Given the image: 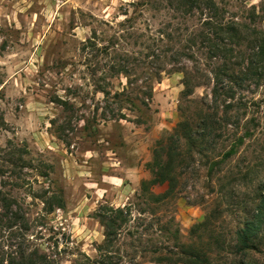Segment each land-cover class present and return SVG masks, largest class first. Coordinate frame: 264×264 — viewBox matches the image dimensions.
<instances>
[{"label":"rangeland","instance_id":"rangeland-1","mask_svg":"<svg viewBox=\"0 0 264 264\" xmlns=\"http://www.w3.org/2000/svg\"><path fill=\"white\" fill-rule=\"evenodd\" d=\"M132 1L0 0V148L10 141L20 150L15 158L25 159L18 161L20 167L8 166L11 173L3 187L0 176V249L8 252L28 238L58 264H87L98 259L97 246L104 238L95 210L130 205V221L121 229L118 246L121 253L135 252V263L181 264L183 246L209 253L204 264H264V244L262 251L245 256L235 250L242 212L254 201L264 175V111L257 137L246 140L215 174L208 176L205 155L219 160L228 141L216 143L203 157L187 156L177 187L165 202L144 199L142 181L152 178L149 163L157 140L180 119V104L188 115L197 116V101L209 94V87H196L182 99V73L162 72L148 81L152 96L145 100L147 106L139 96L127 99L140 103L139 108L122 96L104 99L98 85L112 95L127 84L124 74L111 70L122 55L128 57L131 75L160 66L169 69L179 44L165 38L158 42L157 31L167 25L183 35L200 18L197 11L194 17L178 14L164 1L150 9ZM221 1L239 14L245 5L259 3ZM129 17L134 18L133 28L125 36H132L119 38ZM111 36L118 42L105 53L102 48ZM89 38L95 46H84ZM142 41L157 49L158 58L144 56ZM179 63L190 67L186 60ZM137 83L142 85V79ZM248 89L243 95L262 96L264 82ZM248 169L252 182L246 178ZM150 188L161 193L166 187ZM52 195L62 196L65 207L48 212L43 201ZM206 216L208 229H191ZM175 229L177 239L168 240ZM129 257L122 264H131Z\"/></svg>","mask_w":264,"mask_h":264},{"label":"trees","instance_id":"trees-1","mask_svg":"<svg viewBox=\"0 0 264 264\" xmlns=\"http://www.w3.org/2000/svg\"><path fill=\"white\" fill-rule=\"evenodd\" d=\"M157 1H164L167 7L178 14L194 17L193 14L197 11L200 15L197 23L190 29L186 28L183 35L178 27L170 29L171 27L168 28L167 25L157 31L160 35V38H157L158 42L165 38L179 44L178 48H173L171 63H168L169 69L160 66L156 69L141 71L140 76L131 75L128 57L122 55L118 63L112 64L111 70L112 73L124 74L127 84L112 95L106 87L97 86L105 100L110 96L122 100L120 98L122 96L124 101H128L130 96H139L143 106L148 105L145 100L149 101L152 96L151 83L148 81L153 77L159 78L162 72L182 73V99H188L196 87H209V94L203 95L197 101V116L188 115L180 104V119L170 132L156 142L149 163L152 178L149 181H142L144 199L152 204H161L173 194L181 174L178 172L184 167L183 162L187 156L192 159L196 154L203 157V154L213 149L216 143L228 141V148L219 160L210 159L205 155L208 176L215 174L220 165L229 161L246 140L257 137L260 115L264 111L262 109L264 94L257 98L253 95L249 97L243 95L244 91L249 92V86L258 87L261 82H264V0H259L257 5H245L240 14L230 10L229 5L227 6V3L221 0H134L131 4L135 7L150 9ZM240 1L243 3L246 0ZM133 19L129 17L121 24L124 27L117 35L119 38L127 39L132 36L129 33L125 36V32L127 28H133ZM116 39L111 36L109 44L102 50L108 53L109 49L117 44ZM146 43L147 41H142L143 47L147 49L144 56L158 58L157 49ZM88 45L95 46L91 38L84 46ZM180 60L188 61L190 67L178 65L182 62L179 63ZM140 79H142V85L137 83ZM128 102L133 107L140 106V103ZM249 109L253 114L248 118L247 114L251 113ZM184 146H187V153L182 150ZM16 151L20 150L16 149L10 141L9 145L0 148V153H4L0 159L4 161L3 165H0L2 187L8 182L4 179L7 172L11 173L8 166L20 167L17 165L18 161L25 162L22 155H17L15 158ZM248 173L249 169L246 178L252 182ZM258 182L254 189L256 197L249 208H244L240 224L235 231V250L243 256L251 251L263 250L261 246L264 244V175ZM150 185H162L166 188L161 193H154L150 191ZM0 195L2 196L1 190ZM4 200L6 201L5 198ZM43 202L48 212L52 211L54 206L65 207L63 197L58 195H52ZM139 213L142 214V212ZM130 215V205L116 208L98 206L94 216L103 227L104 238L97 246L98 259L88 260L87 264H122L123 257L127 255L131 256L129 257L131 264H139L133 262L135 252L129 253L126 250V254L121 253L118 246L121 229L130 221ZM207 219L206 216L191 229H208ZM167 233L168 228H164V234ZM177 234L178 230L175 229L174 236L169 237L168 240H176ZM26 240L25 243L8 252L1 248L0 264H58L54 256L45 253L31 239ZM181 248V264H204L210 258L209 253H202L197 248L183 249V246ZM159 250H161L160 247ZM116 258L120 261L115 260ZM161 258L162 255L159 253L155 262L160 263Z\"/></svg>","mask_w":264,"mask_h":264}]
</instances>
